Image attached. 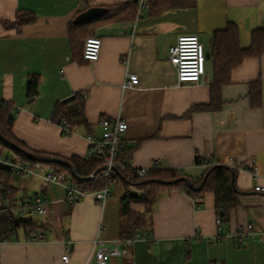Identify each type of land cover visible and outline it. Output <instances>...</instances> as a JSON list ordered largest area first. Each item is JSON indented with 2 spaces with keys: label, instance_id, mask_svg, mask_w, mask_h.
<instances>
[{
  "label": "crops",
  "instance_id": "obj_1",
  "mask_svg": "<svg viewBox=\"0 0 264 264\" xmlns=\"http://www.w3.org/2000/svg\"><path fill=\"white\" fill-rule=\"evenodd\" d=\"M133 1L0 0V100L14 106L16 140L29 153L83 158L87 134L101 133L100 117L119 116L128 122L125 137L136 168H152L157 160L160 168L198 177L206 169L204 159L233 166L242 192L221 231L214 192L194 198L180 189L164 191L150 213L145 214L144 203L131 202L130 210L144 215L136 230L141 237L111 264L123 258L130 264H264V191L255 189L264 186V52L246 57L232 70L231 81L221 87L218 108L207 107L211 56L203 84L177 85L170 61V48L178 36L197 34L210 52L212 33L228 22L238 25L241 45L248 46L251 31L264 28V0H176L161 10L158 3L151 9L147 0L139 16L92 25L89 35L102 39L100 55L95 61L85 59L86 38L71 43L70 21L90 7L107 9ZM19 10L34 12L35 19L20 29L5 27L2 20H14ZM128 72L139 76L136 86H123ZM32 74L39 75L34 96L27 89ZM258 82L261 94L251 97L252 85ZM77 93H85L83 107L90 128L75 125L71 134H65L51 116L57 102ZM253 160L258 165L256 175L251 172ZM47 169L52 168L42 166L41 171ZM42 172L26 173L40 181L23 185L21 198L53 201L45 214L29 215L43 226L44 235L32 241L19 231L16 239L0 241V264H86L96 237L123 236L128 226L121 202L125 181L112 183L122 182L124 189L111 188L104 204L91 194L68 203L66 189L46 182ZM9 178L20 191L12 175ZM131 191L140 189L132 186ZM249 222L256 225L258 235L238 241L234 233ZM226 232L233 235L225 237ZM67 240L70 256L64 261Z\"/></svg>",
  "mask_w": 264,
  "mask_h": 264
},
{
  "label": "trees",
  "instance_id": "obj_2",
  "mask_svg": "<svg viewBox=\"0 0 264 264\" xmlns=\"http://www.w3.org/2000/svg\"><path fill=\"white\" fill-rule=\"evenodd\" d=\"M174 1L176 0H149V4L151 9L159 4L161 10L174 3ZM136 14L137 2L135 0L130 3H118L107 6V10L102 16L87 22H78L76 16L69 23L71 43L75 44V42L91 34L93 30L92 25L96 23L122 17H134ZM34 19V12L19 10L14 20L3 19L2 23L5 27L20 29L23 25L32 22ZM263 52L264 28L259 27L251 31V42L246 47L241 45L240 30L236 23L228 22L225 28L214 31L212 33L210 51L213 68L211 102L207 107H220L222 103L221 87L231 81L232 70L246 57L260 56ZM38 86L39 75H30L27 83L28 94L30 96L36 95L38 93ZM250 94H252L251 97H253V94H261L259 82L252 85ZM83 99L82 95H75L68 100L57 102L51 120L57 123L67 121L73 130L75 125H85L87 128H90L85 117ZM13 110L14 106L11 103L0 100V157L6 158L9 156L14 162H28L32 167L38 163H42V166H49L53 170H63L72 178H76L78 184L88 190L100 188L103 185L102 181L92 184L89 179V176L93 172L101 168L102 164L98 159L86 160L84 157H71L68 160L59 157L54 159L42 152L29 153L26 149L22 148L13 132ZM13 143L17 146H14ZM131 149L132 147H127L125 151L128 156H131ZM196 160L200 162L198 158ZM203 161L210 163L198 177H194L176 168L153 167L149 169L145 176H139L135 170L130 169L131 178L125 181L126 191L121 197L122 214L126 218L124 222L128 225L124 230L123 236L133 235L140 227L144 216L130 210L131 202L144 203L146 207L145 214H147L152 212L159 195L164 191L172 189H180L194 198L204 195L207 191L214 192L216 212L222 216L223 222H227L231 209L239 204L238 197L242 192L236 185L238 170L233 166L221 162H212L210 159H204ZM74 170L77 177L74 175ZM208 172L209 174L200 190L193 189L186 179L180 180L177 183L166 182L175 178L185 177L190 179L194 187H197L202 184ZM123 174L121 171L115 180H122L121 175ZM132 186L144 190L145 193L143 195L140 192L132 193ZM18 195V188L10 183L9 177L6 178L3 190H0V238L13 240L17 238L19 231H23L28 240H40L44 235L43 226L35 223L29 216H22L30 214V212L21 215L13 209L17 199H20L21 203H24L26 200L21 197L19 198ZM117 264H130V262L123 258Z\"/></svg>",
  "mask_w": 264,
  "mask_h": 264
},
{
  "label": "built area",
  "instance_id": "obj_3",
  "mask_svg": "<svg viewBox=\"0 0 264 264\" xmlns=\"http://www.w3.org/2000/svg\"><path fill=\"white\" fill-rule=\"evenodd\" d=\"M136 2L137 16H139L148 4L147 0H136ZM101 44L102 39L100 36L95 34L87 36L84 42L83 57L90 61L97 60L100 55ZM170 61L176 70L177 85L203 84L205 82L204 75L206 73L207 51L204 43L197 34L178 36L176 42L170 48ZM139 80V76L136 73L128 72L125 75L123 86H136ZM77 94L83 97L85 96V93ZM60 124L65 134H71L73 132V128L69 122L64 121ZM98 124L101 127L100 135H95L94 133L87 134L88 147L84 158L86 160L98 159L101 161L102 165L100 170L93 172L89 176L92 184H96L99 181L103 182L100 188L88 190L78 184L76 178H72L63 170L47 169L45 172H42V176L46 182L60 184L66 189L65 200L68 203H74L91 194L94 195L100 203L104 204L111 194V184L121 171L124 173L121 175L122 180L127 181L131 178L130 169L135 170L139 176H145L150 169L147 167H134L131 157L125 153L128 147L125 137V132L128 129V122L124 118L119 116H102L98 120ZM135 144L134 142L131 143L132 146H135ZM2 159L9 163L11 169L9 171L0 170V190H3L4 180L10 177L13 171L35 174L42 170V165L40 163L32 167L28 162H14L9 156ZM253 161L254 164L251 167V172L256 175L258 165L255 160ZM212 162L215 161L212 160ZM203 163L207 168L210 162L203 161ZM153 167H159L157 160L154 161L152 168ZM74 175L77 177L75 170ZM255 189L264 191V186L256 185ZM140 193L143 195L145 191L140 190ZM52 204V200L39 197L33 201L25 200L24 203L19 205L14 204L13 209L21 215L27 212L45 214ZM216 222L218 229L221 231L223 220L220 214H217ZM230 235L233 234L226 232L224 236L227 237ZM257 235L258 231L253 222L247 223L242 230L234 233V237L240 242H245ZM139 237H141V233L138 231L133 235L122 236L116 239H102L96 237L93 240L92 250L86 264H111L112 258L119 257L120 259L125 252L126 246H132L134 241ZM0 241H7V239L0 238ZM69 242L70 241L67 240L68 246L65 253L62 255L64 261L69 260Z\"/></svg>",
  "mask_w": 264,
  "mask_h": 264
},
{
  "label": "water",
  "instance_id": "obj_4",
  "mask_svg": "<svg viewBox=\"0 0 264 264\" xmlns=\"http://www.w3.org/2000/svg\"><path fill=\"white\" fill-rule=\"evenodd\" d=\"M106 8L105 7H98V6H95V7H90L88 9H86L85 11H82L81 13H79L76 17V20L78 22H87V21H90V20H93L97 17H100L102 16L105 12H106ZM210 57V52H207V58ZM14 146H17L16 144L13 143ZM11 169L10 165L8 162H6L4 159L0 158V170H3V171H9ZM209 172L205 175L203 181H202V184L197 186V187H194L192 182L190 181V179L188 178H185V177H179V178H175V179H172V180H168L166 181L167 183H177L179 182L180 180H183V179H186V181L189 183V185L195 189V190H200L203 186V184L205 183V180L208 176Z\"/></svg>",
  "mask_w": 264,
  "mask_h": 264
},
{
  "label": "rangeland",
  "instance_id": "obj_5",
  "mask_svg": "<svg viewBox=\"0 0 264 264\" xmlns=\"http://www.w3.org/2000/svg\"><path fill=\"white\" fill-rule=\"evenodd\" d=\"M43 171V170H42ZM41 171V172H42ZM12 179L13 181L20 187V191H19V198L22 197L24 191H23V185H27L28 186V181L30 182H39L40 179L39 177L37 176H34L33 174H26V173H23V174H16L15 171L12 172ZM22 187V188H21ZM111 188L113 189V191H115L116 189H120V190H123L124 189V186L122 184V182H119V183H114V184H111ZM21 195V196H20ZM16 204H20L21 203V200L20 199H17ZM34 213H37V212H31V214H33L32 216H34L35 218L36 215H34ZM30 214H26V215H22L23 217H28Z\"/></svg>",
  "mask_w": 264,
  "mask_h": 264
}]
</instances>
